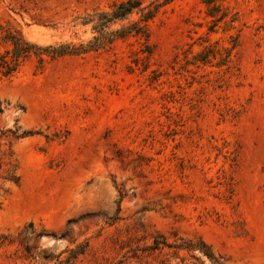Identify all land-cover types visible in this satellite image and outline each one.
<instances>
[{"label":"rangeland","instance_id":"rangeland-1","mask_svg":"<svg viewBox=\"0 0 264 264\" xmlns=\"http://www.w3.org/2000/svg\"><path fill=\"white\" fill-rule=\"evenodd\" d=\"M122 1L0 0V56L12 32L86 42L72 22ZM159 236L264 264V0H174L148 34L0 74V264H192L143 253Z\"/></svg>","mask_w":264,"mask_h":264},{"label":"trees","instance_id":"trees-1","mask_svg":"<svg viewBox=\"0 0 264 264\" xmlns=\"http://www.w3.org/2000/svg\"><path fill=\"white\" fill-rule=\"evenodd\" d=\"M174 0H159L145 4L144 0H124L114 4L108 11H94L83 17L76 18L72 24L73 27H90L92 39L82 42L79 45L72 43H59L42 46L28 41L21 33H8L5 40L11 44V50L6 51L0 56V74L5 78H10L18 72L23 63L31 57L39 59L43 64L45 59L55 60L65 56H81L90 52L103 50L113 44L117 39H124L132 33L148 34L149 23L155 19L160 9L170 4ZM137 15V22H130L131 18ZM128 22V26L119 29H113L116 24ZM9 176L5 177L17 185L19 177L16 170L8 171ZM164 249L172 250L175 255L181 252L188 253L192 264H205L202 258L211 264H222L215 257L211 247L202 239L183 240L171 244L163 236L154 239L153 245L143 249V253L162 252ZM198 252L200 256L194 253ZM186 259L181 258V261Z\"/></svg>","mask_w":264,"mask_h":264}]
</instances>
